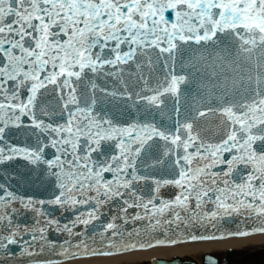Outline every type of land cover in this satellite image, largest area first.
Wrapping results in <instances>:
<instances>
[{
  "label": "snow or ice",
  "instance_id": "obj_1",
  "mask_svg": "<svg viewBox=\"0 0 264 264\" xmlns=\"http://www.w3.org/2000/svg\"><path fill=\"white\" fill-rule=\"evenodd\" d=\"M253 235L264 0H0V264Z\"/></svg>",
  "mask_w": 264,
  "mask_h": 264
},
{
  "label": "bare ground",
  "instance_id": "obj_2",
  "mask_svg": "<svg viewBox=\"0 0 264 264\" xmlns=\"http://www.w3.org/2000/svg\"><path fill=\"white\" fill-rule=\"evenodd\" d=\"M264 245V235H253L249 237H233L224 240L200 241L182 243L172 247H159L149 251L132 254L129 259L136 264H147L152 259L172 260L174 258H190L199 261L204 253H218L228 249H244ZM73 264V262H68Z\"/></svg>",
  "mask_w": 264,
  "mask_h": 264
},
{
  "label": "flooded vegetation",
  "instance_id": "obj_3",
  "mask_svg": "<svg viewBox=\"0 0 264 264\" xmlns=\"http://www.w3.org/2000/svg\"><path fill=\"white\" fill-rule=\"evenodd\" d=\"M264 245L242 250H233L229 253H218L219 264H264Z\"/></svg>",
  "mask_w": 264,
  "mask_h": 264
},
{
  "label": "water",
  "instance_id": "obj_4",
  "mask_svg": "<svg viewBox=\"0 0 264 264\" xmlns=\"http://www.w3.org/2000/svg\"><path fill=\"white\" fill-rule=\"evenodd\" d=\"M209 257H211V261L209 260ZM212 259L213 257L210 256L209 254H206L204 256V260H203V264H212ZM152 261H162V262H167V264H196L195 262H191L188 260H184L181 258H175L172 261H166V260H161V259H154ZM152 261L150 262V264H152Z\"/></svg>",
  "mask_w": 264,
  "mask_h": 264
}]
</instances>
